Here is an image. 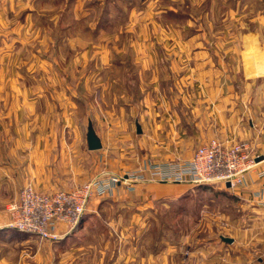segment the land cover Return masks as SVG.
Returning <instances> with one entry per match:
<instances>
[{"label":"crops","instance_id":"crops-1","mask_svg":"<svg viewBox=\"0 0 264 264\" xmlns=\"http://www.w3.org/2000/svg\"><path fill=\"white\" fill-rule=\"evenodd\" d=\"M32 1L0 0V198L15 200L28 182L39 191L52 192L88 180L93 176L87 170L88 157L95 159V176H106L124 175L149 162L161 163L162 158L186 159L211 137L226 143L245 141L252 155H264V0H258L253 11L243 0H149L158 7L156 21L162 22V29L149 32L161 36L162 45L126 42L118 50L133 55L136 67L126 61L95 64L99 76L91 90L87 69L78 67L75 57L58 68L52 61L55 68L46 77L33 76L43 73L39 71L45 64L38 67L41 49L36 35H29L26 45L24 32L10 35L38 18ZM92 2L96 22L120 16L112 8L117 6L114 0L110 6L104 0ZM60 3L63 12L53 20L63 22L64 32L73 24L69 19L81 23L91 11L83 8L82 0ZM75 4L74 15L65 13ZM219 12L224 21L216 29ZM129 15H124L128 22L133 19ZM99 25L93 30L95 37L101 33ZM129 32L124 26L117 37ZM47 33L51 52L56 53L58 47L49 41L53 34ZM74 69L79 74L72 80ZM130 69L137 71L133 79ZM170 69L184 85L172 84ZM28 70L32 77H23ZM114 71H124L125 78ZM104 150L108 158L100 162L96 158ZM142 173L145 179L128 191L162 195V181L151 178L147 170ZM122 184L115 186L112 196L127 189ZM225 189L232 190L240 207L218 219L227 225L226 231L218 239L190 240L187 253L175 264H264V161L245 173L237 189ZM84 216L75 229L87 222ZM216 220L207 223L208 229L218 226ZM7 221V212L0 209V264L17 263L29 240ZM119 257L109 264H118ZM33 258L30 264H38L37 253ZM18 264H24L22 259Z\"/></svg>","mask_w":264,"mask_h":264},{"label":"rangeland","instance_id":"rangeland-1","mask_svg":"<svg viewBox=\"0 0 264 264\" xmlns=\"http://www.w3.org/2000/svg\"><path fill=\"white\" fill-rule=\"evenodd\" d=\"M92 1L82 0V3L84 2L83 8L87 7L86 9L91 11L86 12L88 17L86 21L81 23L74 19H69L73 24H71L72 26L67 32L61 29L63 22L59 21L56 23L53 20L55 15L63 12L60 0H56L51 5L49 3L52 0L32 1L33 15L37 13L38 18L35 17L36 20L34 18L31 25L26 22V25L23 24L24 26L20 30L16 27L18 32H10V35L12 36L11 38H14L15 34L21 35L24 32L25 37L28 38L27 40L25 39L27 42H24V45L30 43L29 35H36L39 41L37 44L39 43L41 49L40 54H38V67L40 68L39 64L43 62L45 64L48 63V66L44 64V68H40L39 71H43V73L34 74L33 76L46 77L45 74H50L48 70L55 68L52 61H56V68H58L57 66L61 67L64 61V64H66L75 57L74 63L76 62L77 65L78 61H80L78 67H86L87 69L86 73H88L87 76L89 78L88 89L91 90L95 87L96 77L99 76L98 68H95V64L96 67H100L99 65L102 63L126 61L132 67L134 65L136 67V63L132 61L133 58L131 56L133 55L126 53L123 49L118 50L119 47L126 45V42L137 40L157 45L158 41H160L162 45L161 36L154 37L149 32L154 29H162V22L156 21L155 18L156 13H159L157 11L158 7L155 4H151V1L114 0L117 5L112 6V8H116L114 13L119 14L121 17H115V21L106 23L100 22V20L97 22L93 20L96 14H94ZM104 1L108 2L109 5L112 0ZM159 1L162 2V0ZM243 2H246L248 10L251 11L255 10L259 3L258 0H243ZM77 6L78 4L72 5L65 13L74 15L75 13L72 10ZM109 6L107 8L110 10ZM228 8L225 6V9ZM183 9L186 11L188 7L183 5ZM128 13L133 18L130 21L132 23L128 22L127 19L125 20L126 16L124 15ZM134 15L135 17H133ZM221 15L222 13L219 12L215 20L216 29L223 24L224 16ZM90 16L92 21H88ZM126 21L128 24H126ZM97 23L98 25L103 23V26L99 25V28H96L101 33H99L98 37H95L93 30ZM124 26L130 32L121 33V37H117V31ZM48 31L53 34L50 37L49 33V41L53 39V43L59 49L56 53L51 52L53 51L51 42L46 40L48 39L46 35ZM140 31H146V33L140 34ZM14 44L17 45L18 42L15 41ZM27 57L30 58V55H27ZM135 70L130 69L128 72L129 78L133 79V71L137 74ZM170 70V75L174 74V79L171 80L172 84L174 85L175 83L177 87L184 85L182 82L180 83L176 70ZM78 72L77 69H74L76 77L72 75V72L70 75L72 80L78 78ZM114 72L116 73H113V75L115 74L121 79L125 78L124 71H122L123 74L117 71ZM30 73V70L27 73L23 71V77L31 78L32 75ZM95 74L97 75L95 76ZM108 77H111V72L108 73ZM170 151L168 150L167 152L169 153ZM105 152V150L100 152L96 159L100 162L101 160L104 161ZM162 159V161L176 160L171 158ZM87 163L88 172H93V176L90 177L92 179L96 175L93 170L95 159L88 157ZM139 168V166L133 168L132 171ZM111 175L117 176L118 174L108 173L106 176ZM90 179L88 178V180ZM80 183L82 182L75 183L66 189H70ZM175 183L180 184L176 186ZM25 184L33 186L30 182ZM122 185L123 187L124 185L126 186V184ZM231 191L216 183L196 185L189 182L165 181L162 182V195H158L152 190L135 193L125 188H123V192H118L120 194L116 193L115 196H112V194L107 196L93 195L84 213L83 219L87 222L78 229H75L76 226L74 231H71L66 237L40 239L32 233L25 232L29 240L26 247H23L21 259L24 264H30L32 261L34 263L33 255L37 253L38 264H109L110 259L117 256H120L118 264H175L177 258L179 259L185 252L187 253L185 245L189 244L190 240L196 241L209 237L218 239L220 234H224L226 230L223 229L227 225L219 222L218 219L222 218L224 212L230 216V209H240L238 201L233 197ZM4 200H7L6 204ZM9 200L4 197L0 198V209H4L7 214V206L12 202ZM215 219L219 222L218 226L212 224L213 227L208 229L207 223H212ZM21 259H17V263L15 261L13 264H18Z\"/></svg>","mask_w":264,"mask_h":264},{"label":"built area","instance_id":"built-area-1","mask_svg":"<svg viewBox=\"0 0 264 264\" xmlns=\"http://www.w3.org/2000/svg\"><path fill=\"white\" fill-rule=\"evenodd\" d=\"M260 161H264V155H252L245 141L226 143L211 137L186 159L149 162L124 175L95 176L70 189L46 193L25 184L19 189L18 197L7 206V226L40 239H57L77 226L93 195H109L120 182L131 190L134 182L145 179L144 170L151 178L162 182L216 183L234 190L242 184L245 173Z\"/></svg>","mask_w":264,"mask_h":264},{"label":"trees","instance_id":"trees-1","mask_svg":"<svg viewBox=\"0 0 264 264\" xmlns=\"http://www.w3.org/2000/svg\"><path fill=\"white\" fill-rule=\"evenodd\" d=\"M83 215H84V214H83ZM83 215H82V217H83ZM82 217H81V219H82ZM81 219L79 220L78 224L81 222ZM78 224H77V225H78Z\"/></svg>","mask_w":264,"mask_h":264},{"label":"water","instance_id":"water-1","mask_svg":"<svg viewBox=\"0 0 264 264\" xmlns=\"http://www.w3.org/2000/svg\"><path fill=\"white\" fill-rule=\"evenodd\" d=\"M226 185L228 186V183H226Z\"/></svg>","mask_w":264,"mask_h":264}]
</instances>
